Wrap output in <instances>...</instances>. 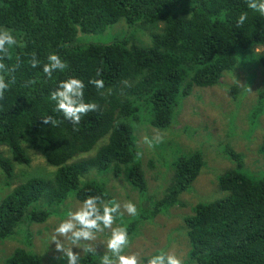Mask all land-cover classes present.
I'll list each match as a JSON object with an SVG mask.
<instances>
[{
  "label": "trees",
  "instance_id": "1",
  "mask_svg": "<svg viewBox=\"0 0 264 264\" xmlns=\"http://www.w3.org/2000/svg\"><path fill=\"white\" fill-rule=\"evenodd\" d=\"M243 12H248V20L237 28L236 17ZM121 19L129 25L141 21L144 27L159 23L161 31L150 34L149 46L128 38L110 44L71 45L78 31L102 32ZM0 26L19 41L9 56L0 58L7 69L0 70V76L14 79L0 96V148L10 154L0 153L3 186L13 185L15 165H30L24 145L40 152L45 163L55 168L52 178L30 177L0 202V244L13 238L25 222L42 224L59 215L69 197L80 202L87 195H99L113 201L104 183L89 177L92 171L115 178L123 175L141 195L137 218L117 217L126 223L130 236L141 223L183 205L180 196L206 166L203 152L177 149L165 166L173 173L163 195L146 197L137 125L145 117L155 129L169 128L180 99L190 96L194 87L218 85L224 72L245 60L246 53L264 46V17L249 10L246 0H0ZM50 52L68 63L64 72L53 73L51 79L41 67L30 66L33 55L44 63ZM69 76L85 82V101L98 106L82 116L77 126L63 121L49 97L56 82ZM98 78L105 82L103 89L88 83ZM257 101L252 118L264 111V84ZM46 116L57 122L43 124ZM98 143L92 157L72 161ZM220 146L234 166L216 178L224 196L198 202L183 219L188 260L192 264H264V175H258L264 169L246 172L241 153L226 144ZM258 151L264 155V133ZM24 237L29 245V234ZM96 253L82 255L79 264H99L103 253ZM60 262L67 264L65 259ZM2 264H41V258L18 247Z\"/></svg>",
  "mask_w": 264,
  "mask_h": 264
},
{
  "label": "rangeland",
  "instance_id": "2",
  "mask_svg": "<svg viewBox=\"0 0 264 264\" xmlns=\"http://www.w3.org/2000/svg\"><path fill=\"white\" fill-rule=\"evenodd\" d=\"M162 25L144 27L141 21L129 25L124 19L107 27L102 32L83 33L78 31L73 47L89 44H110L115 40L128 38L139 46L151 44V33L160 32ZM242 62L231 71H226L216 86L209 88L194 87L191 95L180 99V106L174 122L165 130H158L143 118L135 130L136 144L140 151V162L147 184L146 197L160 198L165 188L170 184L172 169L166 168L174 159V152H190L201 150L206 166L196 178L192 187L180 196L183 205H176L158 214L152 220L141 223L138 233L130 236V245L125 254L136 253L140 260L153 255L157 250L176 255L184 264H192L188 260V242L185 235L183 219L193 213V207L201 201H209L223 197L216 186V178L225 170L234 166L232 160L222 154L221 144H228L234 151L241 153L243 168L248 173L264 169V155L258 147L264 133V111L256 118L254 108L257 105L258 92L264 84V46L257 47L253 52L246 53ZM250 82L251 86H248ZM233 87L236 92H233ZM235 96V100L233 99ZM233 138L232 143L228 139ZM107 140L104 139V142ZM98 143L90 152L77 155L72 161L92 157L97 151ZM27 149L31 162L29 166L15 165L14 182L9 188L4 187V175L0 171V202L12 191L13 187L23 183L30 177L52 178L55 168L45 163L43 155L31 148ZM177 151V152H178ZM175 152V153H177ZM0 153L6 157L10 154L6 148H0ZM217 157L219 159H217ZM246 171V172H247ZM247 173V174H248ZM258 175H264L258 171ZM90 178L104 183L109 196L121 205L122 217H128L123 205L129 201L137 206L140 213L141 195L134 190L123 175L118 178L111 174H97L92 171ZM222 195V196H220ZM79 202L69 197L61 206L60 214H54L42 224L25 222L16 235L0 244V264L3 259L18 247L29 249L41 258V264H62L58 259L62 254L56 252L53 229L59 221L65 218L69 209L75 210ZM149 206V203L148 205ZM136 216V218L138 217ZM126 224L116 218L114 227ZM26 234L30 236L29 245ZM108 230L97 233L96 239L85 242L91 244L96 252L104 253ZM73 251H80L73 249ZM84 253L81 254V256Z\"/></svg>",
  "mask_w": 264,
  "mask_h": 264
},
{
  "label": "clouds",
  "instance_id": "3",
  "mask_svg": "<svg viewBox=\"0 0 264 264\" xmlns=\"http://www.w3.org/2000/svg\"><path fill=\"white\" fill-rule=\"evenodd\" d=\"M246 6L253 13L264 17V0H246ZM248 16V12L239 14L236 17V27L243 26ZM18 44L19 41L11 30L0 26V58L9 56L12 47ZM30 66L41 67L45 77L51 79L53 73L64 72L68 63L59 54L50 52L44 63L33 55ZM0 70L7 71L2 62H0ZM96 75L100 76L99 70ZM11 83H14V79L9 81L0 76V96H3ZM88 83L96 89L105 87L102 78L90 79ZM85 87V82L76 76H69L56 82V87L50 92L49 97L54 102V110L62 114L64 122L77 126L82 116L97 109L95 102L85 101ZM56 122L52 116L42 118V123L45 125ZM123 209L130 217L134 218L138 215L137 206L131 201L125 203ZM122 215L119 203L105 201L99 195H87L79 202L75 210L69 209L65 218L61 219L53 229L51 243H54L56 252L62 254L58 259L66 258L67 264H79L82 253L97 255L96 249L85 242L93 241L97 233L108 230L106 250L99 256V264H184L183 260L164 249L157 250L143 262L136 253L125 254V250L130 245L127 225L113 226L116 218ZM73 249L80 251H73Z\"/></svg>",
  "mask_w": 264,
  "mask_h": 264
},
{
  "label": "flooded vegetation",
  "instance_id": "4",
  "mask_svg": "<svg viewBox=\"0 0 264 264\" xmlns=\"http://www.w3.org/2000/svg\"><path fill=\"white\" fill-rule=\"evenodd\" d=\"M250 86H251V84H250ZM232 141H233V138H231V139H228V142L229 143H232ZM227 146H229L228 144H226ZM220 158V157H219ZM218 157H217V159H219Z\"/></svg>",
  "mask_w": 264,
  "mask_h": 264
}]
</instances>
